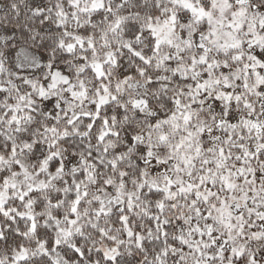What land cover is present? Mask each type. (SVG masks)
<instances>
[{
    "label": "snow or ice",
    "instance_id": "6c2138e0",
    "mask_svg": "<svg viewBox=\"0 0 264 264\" xmlns=\"http://www.w3.org/2000/svg\"><path fill=\"white\" fill-rule=\"evenodd\" d=\"M26 9L62 56L0 37V264H264V0Z\"/></svg>",
    "mask_w": 264,
    "mask_h": 264
},
{
    "label": "clouds",
    "instance_id": "9594fccd",
    "mask_svg": "<svg viewBox=\"0 0 264 264\" xmlns=\"http://www.w3.org/2000/svg\"><path fill=\"white\" fill-rule=\"evenodd\" d=\"M5 3L8 2H18L22 6H25V16L22 17L18 22L17 21H11V22H5L3 20H0V37L4 35V29H11L12 25H19L16 27L15 31H12L14 35L16 36V39L12 41V44L17 45L18 47L22 46L29 50V57L26 61L25 67L23 69H16L14 66L10 65V68L12 71L19 70L22 72V74H26L28 76H33L34 78L42 77L45 72L47 71V61L48 59H53L52 53H55V57H61L62 56V50L56 49L52 46V42L47 39V37L44 38L46 42H42L40 39L33 40L32 35L30 34L31 31L35 30L36 22L32 21V29H27V22H28V13L26 6L29 3V0H4ZM113 5L117 3V0H111ZM67 7V5H65ZM4 10V9H3ZM99 19V18H98ZM70 26L75 29L76 25L73 24L71 21H69ZM101 25L97 24L92 31L99 32ZM60 33H58L59 35ZM114 45L119 48L118 44H115V41H113ZM11 45H9L10 47ZM97 48L102 53L104 49L101 47L99 36H97ZM6 51L5 48L0 47V53H4ZM81 55L79 50H77L76 53H74L71 57L68 59H61L59 63L69 65L71 66L76 58ZM7 59V57H5ZM96 58V57H93ZM127 60H132L131 55H128L126 57ZM43 65L44 67L41 68L40 66ZM131 67V65H129ZM84 78L88 80L89 84L91 85L95 81V77L91 73H85ZM139 79L143 80V77H138ZM6 127V125H5Z\"/></svg>",
    "mask_w": 264,
    "mask_h": 264
},
{
    "label": "trees",
    "instance_id": "16d2710c",
    "mask_svg": "<svg viewBox=\"0 0 264 264\" xmlns=\"http://www.w3.org/2000/svg\"><path fill=\"white\" fill-rule=\"evenodd\" d=\"M3 3H4V0H0V12H2L3 11ZM16 25L15 24H13L12 25V28L10 29V33L12 32V31H15L16 30ZM9 33V34H10Z\"/></svg>",
    "mask_w": 264,
    "mask_h": 264
}]
</instances>
